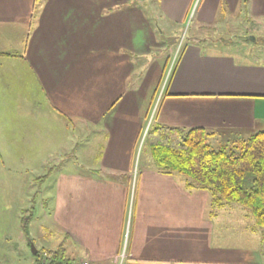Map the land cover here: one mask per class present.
Returning a JSON list of instances; mask_svg holds the SVG:
<instances>
[{
  "label": "crops",
  "instance_id": "crops-1",
  "mask_svg": "<svg viewBox=\"0 0 264 264\" xmlns=\"http://www.w3.org/2000/svg\"><path fill=\"white\" fill-rule=\"evenodd\" d=\"M160 3L170 18L186 20L197 0ZM194 16L197 30L222 17L262 18L264 0H199ZM153 46L161 44L132 0H41L35 10L34 0H0V91L17 117L0 136L19 138L22 153L28 141L34 151L51 140L76 158L95 140L86 160L56 168L57 245L63 241L76 264L237 263L183 259L166 247L161 231L179 224L162 203L191 195L189 181L151 158L136 169V153L154 123L203 127L218 146L264 131V62L210 51L199 35L176 60L145 61Z\"/></svg>",
  "mask_w": 264,
  "mask_h": 264
},
{
  "label": "rangeland",
  "instance_id": "rangeland-1",
  "mask_svg": "<svg viewBox=\"0 0 264 264\" xmlns=\"http://www.w3.org/2000/svg\"><path fill=\"white\" fill-rule=\"evenodd\" d=\"M132 1L149 18L156 41L161 44L160 47H152L151 56L144 57L145 61H159L166 56L175 57L176 60L186 42L192 36L199 35L202 44L210 51H224L234 54L238 59L264 62V17L248 18L247 21L222 17L219 24L197 30L198 20L194 14L199 0L186 20L170 18L160 0ZM223 10L220 7L219 11ZM6 27L17 30L24 28V33L28 30V27L18 24ZM258 52L262 56L258 57ZM8 96L0 91V131L7 125L16 128L14 107L4 100ZM7 109L11 111L8 123L4 122ZM19 141L16 137L0 136V264H34L29 238H33L31 243L37 250L57 246L63 231L56 212L54 213L56 177L59 171L56 168L62 167L69 159H72L69 160L71 162L86 160L92 155L89 152L96 149L95 140L90 143L88 140L89 144L85 147L88 151L80 152L81 156L76 158V154H69L68 145L61 146L56 142L52 144L48 140L44 146L33 151L31 141H28V150L22 153L17 149ZM211 144L214 148L219 147L213 142ZM147 158L154 161L144 134L137 147L136 160L139 166L136 169L143 170L148 163ZM177 174L182 176L183 183L188 180L194 185L189 189L184 184L185 191L191 195L184 193L171 196L162 203L165 209L174 214L176 224H179L174 231L170 224L161 231L166 239V247L181 250L182 258L187 256L206 261H236L234 264H243L239 261L258 264L259 259L264 261V239L250 209L238 203L215 206L208 189L183 174ZM42 176L46 178H41ZM32 209L34 213L28 221L27 235L24 231V219ZM77 254L76 251L74 255Z\"/></svg>",
  "mask_w": 264,
  "mask_h": 264
},
{
  "label": "trees",
  "instance_id": "trees-1",
  "mask_svg": "<svg viewBox=\"0 0 264 264\" xmlns=\"http://www.w3.org/2000/svg\"><path fill=\"white\" fill-rule=\"evenodd\" d=\"M40 1L34 0V10ZM210 133L203 127L154 123L145 133V141L158 169L193 179L211 192L213 205L238 203L249 208L264 239V131L217 148L208 142ZM193 185L188 183L190 188ZM33 213L32 209L24 219L27 235ZM31 242L33 238H29V245ZM31 254L34 264H76L63 241L56 247L38 248L36 254L32 251Z\"/></svg>",
  "mask_w": 264,
  "mask_h": 264
},
{
  "label": "water",
  "instance_id": "water-1",
  "mask_svg": "<svg viewBox=\"0 0 264 264\" xmlns=\"http://www.w3.org/2000/svg\"><path fill=\"white\" fill-rule=\"evenodd\" d=\"M31 249H32V253L33 254H36V252H37V249L35 248V246H34V244L33 243H31Z\"/></svg>",
  "mask_w": 264,
  "mask_h": 264
},
{
  "label": "built area",
  "instance_id": "built-area-1",
  "mask_svg": "<svg viewBox=\"0 0 264 264\" xmlns=\"http://www.w3.org/2000/svg\"><path fill=\"white\" fill-rule=\"evenodd\" d=\"M83 264H88V262H84Z\"/></svg>",
  "mask_w": 264,
  "mask_h": 264
}]
</instances>
